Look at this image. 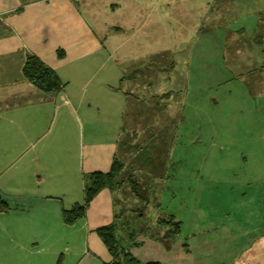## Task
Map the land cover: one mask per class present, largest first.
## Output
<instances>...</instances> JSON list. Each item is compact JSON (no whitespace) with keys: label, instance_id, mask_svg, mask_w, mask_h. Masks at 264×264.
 I'll use <instances>...</instances> for the list:
<instances>
[{"label":"crops","instance_id":"crops-1","mask_svg":"<svg viewBox=\"0 0 264 264\" xmlns=\"http://www.w3.org/2000/svg\"><path fill=\"white\" fill-rule=\"evenodd\" d=\"M177 46L188 51L185 99L199 98L203 86L224 91L220 100L241 111L220 120L236 131L251 132L254 115L264 119V0H0V199L9 208L0 212V264H64L65 246L70 258L80 255L72 264L111 262L96 231L114 223L115 193L102 190L74 227L62 213L84 203L87 176L111 170L129 106L127 76L139 82L155 57ZM29 57L55 74L60 92L42 93L25 78ZM210 102L218 103L215 94ZM257 132L240 165L200 168L198 208L179 232L186 264H264ZM167 167L157 182L170 180Z\"/></svg>","mask_w":264,"mask_h":264},{"label":"rangeland","instance_id":"rangeland-1","mask_svg":"<svg viewBox=\"0 0 264 264\" xmlns=\"http://www.w3.org/2000/svg\"><path fill=\"white\" fill-rule=\"evenodd\" d=\"M187 52V46H177L173 52L155 57L158 61L138 76L143 86L136 87L139 82L133 76L125 79L129 106L115 157L119 171L112 186L116 196L114 235L117 256L128 255L142 264H186L185 242L182 235L177 236L175 224L189 225L198 208L197 187L203 179L200 168L240 165L245 158L242 154L252 144L250 135L264 133V119L257 115L252 114L257 125L251 132L246 127L236 131L232 122L221 121L222 115L231 118L241 110L226 107L227 103L220 100L225 92L220 89L214 92L203 86L202 93L196 91L195 98H199L185 99L182 88ZM205 61L207 67H219L218 61L213 65L209 59ZM240 82L247 86L248 77ZM227 88L230 85L222 89ZM214 94L218 100L215 106L210 104ZM189 112L193 117L187 119ZM170 133L175 140L170 141ZM172 148L171 155H166ZM167 166L170 180L157 182L158 173L162 177ZM199 175L201 179H197ZM152 185L158 188L151 189ZM75 243L81 248L82 244ZM40 247L45 253L49 246L43 243ZM64 251L58 259L64 264L80 259V255L70 258L66 246Z\"/></svg>","mask_w":264,"mask_h":264},{"label":"trees","instance_id":"trees-1","mask_svg":"<svg viewBox=\"0 0 264 264\" xmlns=\"http://www.w3.org/2000/svg\"><path fill=\"white\" fill-rule=\"evenodd\" d=\"M23 74L42 93H57L62 89V85L55 74L34 57L27 59ZM116 167L114 161L109 173L103 174L96 172L87 176L85 180L84 203L82 205L75 204L70 209L63 210L62 219L65 226L74 227L78 221L83 219L90 203L102 190L107 188L113 191V181L119 171ZM8 209L7 204L0 199V212H7ZM175 226L178 229L177 236H179L181 225L176 223ZM96 233L111 256V262L109 264H142L136 258H131L128 255H124L123 257L117 256L118 245L116 244L114 235V223L98 229Z\"/></svg>","mask_w":264,"mask_h":264}]
</instances>
